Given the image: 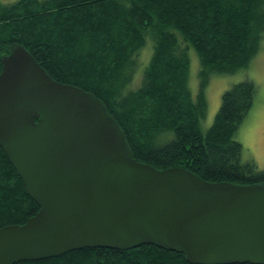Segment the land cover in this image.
<instances>
[{
    "label": "trees",
    "instance_id": "1",
    "mask_svg": "<svg viewBox=\"0 0 264 264\" xmlns=\"http://www.w3.org/2000/svg\"><path fill=\"white\" fill-rule=\"evenodd\" d=\"M263 30L264 0L0 1V73L1 58L19 44L52 79L98 98L123 129L136 161L183 167L208 182L252 184L264 182V170L241 161L234 135L253 106V82L239 81L222 93L206 131L200 121L210 76L247 67ZM148 36L152 54L134 79ZM189 48L199 61L195 99L187 83ZM38 211L0 148V227L22 225ZM15 264L190 263L183 254L144 244L83 248Z\"/></svg>",
    "mask_w": 264,
    "mask_h": 264
},
{
    "label": "water",
    "instance_id": "2",
    "mask_svg": "<svg viewBox=\"0 0 264 264\" xmlns=\"http://www.w3.org/2000/svg\"><path fill=\"white\" fill-rule=\"evenodd\" d=\"M1 65L0 148L39 211L0 227V264L144 244L190 264H264V182L138 162L92 93L52 79L19 44Z\"/></svg>",
    "mask_w": 264,
    "mask_h": 264
},
{
    "label": "rangeland",
    "instance_id": "3",
    "mask_svg": "<svg viewBox=\"0 0 264 264\" xmlns=\"http://www.w3.org/2000/svg\"><path fill=\"white\" fill-rule=\"evenodd\" d=\"M2 3H11L15 0H0ZM153 41L148 36L144 47L140 50L139 64L136 70V77L142 75L144 67L148 64ZM190 65L188 71V87L192 98L195 99L198 91V70L199 61L194 49H188ZM250 80L253 82L256 92L253 106L239 125L234 139L242 145L241 161H253L258 169L264 170V30L260 39L259 50L251 59L247 67L241 68L230 74H212L205 89L207 101L206 115L200 121L202 131H206L212 124L214 116L220 106L222 93L233 84ZM136 83L138 80L135 81Z\"/></svg>",
    "mask_w": 264,
    "mask_h": 264
}]
</instances>
